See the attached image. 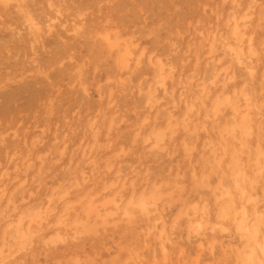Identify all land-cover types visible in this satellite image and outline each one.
Wrapping results in <instances>:
<instances>
[{
    "label": "rangeland",
    "instance_id": "374dc122",
    "mask_svg": "<svg viewBox=\"0 0 264 264\" xmlns=\"http://www.w3.org/2000/svg\"><path fill=\"white\" fill-rule=\"evenodd\" d=\"M236 2L0 0V264H264V0ZM152 184L154 205L124 206ZM90 199L107 215L78 233Z\"/></svg>",
    "mask_w": 264,
    "mask_h": 264
},
{
    "label": "bare ground",
    "instance_id": "6f19581e",
    "mask_svg": "<svg viewBox=\"0 0 264 264\" xmlns=\"http://www.w3.org/2000/svg\"><path fill=\"white\" fill-rule=\"evenodd\" d=\"M2 2H4L5 4H9L10 2L12 1H16V0H1ZM229 1V0H228ZM233 2H236V0H232ZM236 5L239 6L240 3L239 2H236ZM55 15H56V18L53 19L52 21L54 22L55 20L58 21L59 18L58 17H61L62 16V13L59 11V10H56L55 11ZM230 17L228 19V22L230 21L231 22V27H230V34H231V37L233 39H235L236 41H240V38L242 37V34L243 33H240L239 32V28H240V21L242 19H244L246 16L248 17V15L250 14H243L242 16H237V13H236V10H231V13L229 14ZM27 18V17H26ZM228 18V17H227ZM244 23V22H243ZM25 25L28 29L30 30H34V28H37V24L36 22H34V19L32 17H29L26 21H25ZM229 29V28H228ZM221 36V35H220ZM225 37V36H224ZM102 38L107 41L110 45V47H115L117 48L118 46V43L111 40V38L109 37V34H103L102 35ZM212 38V37H211ZM227 38V37H226ZM231 38V39H232ZM220 39V38H219ZM225 39V38H224ZM213 40V39H212ZM222 40V39H221ZM250 39H248V42L249 44L251 43V40L249 41ZM104 41V42H105ZM215 41V40H214ZM220 42V41H219ZM238 43V42H237ZM236 43V44H237ZM220 44V43H219ZM227 49V52H231L230 56L232 58H235L237 62L241 63L242 62V58H241V53H240V50L241 48L238 47V50H235L232 48V46L228 45L226 47ZM124 51H122L121 53V56L126 57L130 51H128V49L125 47V49H123ZM208 51V50H207ZM230 57V58H231ZM157 63V68H158V72L156 77H155V84L157 86H159V88H161L162 90H164L165 92H169L167 91L166 89V81H165V76L162 74V70H163V63L160 61V59H158L156 61ZM155 64V63H154ZM124 66H125V63H124ZM228 68V67H227ZM224 70V69H223ZM219 71V70H217ZM225 71V70H224ZM219 73V72H217ZM217 75V74H216ZM214 75V76H216ZM224 75V74H223ZM213 76V75H212ZM213 76V78H214ZM186 78V77H185ZM232 76L229 78L231 79ZM212 79V78H211ZM201 80V79H200ZM199 83V82H198ZM204 85V81L201 80L200 82V87L202 86L203 87ZM148 88V86H146ZM171 89V88H170ZM173 90V89H172ZM154 92H155V89H152L151 85L149 86V88L147 89V92H146V103H152V104H157L159 103L160 101L164 100L163 98L164 97H159V98H154L153 95H154ZM171 92V91H170ZM164 93V92H162ZM163 96V94H162ZM165 96V95H164ZM241 97V96H240ZM167 99V98H166ZM236 100V99H235ZM167 103V102H166ZM165 103V104H166ZM215 108V107H214ZM167 114V113H166ZM147 118V117H146ZM158 121V120H157ZM144 124V123H143ZM235 125L236 122H234ZM240 124H242V121L240 122ZM184 125V124H183ZM167 127H170L169 125L166 126ZM164 133H163V130H156V131H153L152 132V136H154L155 138V142H153V145L152 147L154 149H159V150H162L163 148H160L159 147V142L163 140V136ZM98 146V145H97ZM186 147L189 148V146L186 144ZM89 151V150H88ZM83 154V153H82ZM90 155V151L89 152H85L84 153V156L85 157H88ZM2 174H0V181L2 179L1 177ZM7 177V176H6ZM81 177L86 180V177H87V174L84 172V171H81ZM241 179H242V176H241ZM237 182V181H236ZM58 184V183H57ZM144 186V185H143ZM151 187L149 188H144L143 190H141L140 193H138L137 196H130L129 199L124 203V206L125 207H134V206H138L139 208H142V209H147L148 206H152L156 203V201H158L160 198H161V193L160 192V185H157V184H152L150 185ZM143 188V187H142ZM243 189V188H242ZM2 191V190H1ZM56 191V189H55ZM241 192H243V190H241ZM164 193V192H163ZM53 194L47 196V205H49V203L52 201L53 199ZM62 197V195L60 196V198ZM122 198V197H121ZM13 198H12V195H10V197L8 198V202H12ZM104 202L101 203V207H105L107 203L109 202H114L115 205L117 206L119 203L118 201H114L113 199H105L103 200ZM57 202V201H56ZM47 205L45 206V208L47 207ZM49 207V206H48ZM32 208V207H31ZM227 207H223L222 210H221V216L222 217H225L226 216V213H227ZM194 211L196 212V207L194 206L193 207ZM40 206H35L33 207L32 209H28V210H25L24 213H21L18 217H17V220L10 226H8L4 231L3 233L1 234V241H3V243H7L8 241L10 240H13V242H18L19 240H21L22 238H24L27 233H26V229L23 230V227H22V224L24 222V220L26 219V217H28V224L35 218H40ZM96 210V216L97 217H101L103 218L105 215L107 214H104V215H100L99 214V210L96 209L95 207V204L92 203V200L90 199L85 207L81 210V216L80 217L79 213H75V216L73 218V220L71 221V224L73 225V227L75 228L76 231L79 232H83V231H86V227H87V223H88V220L90 219L91 217V213ZM45 211V210H44ZM43 211V212H44ZM5 214V212H3ZM47 213V212H46ZM67 214V213H66ZM66 214H62V216H60V219H59V223H64V221L67 219ZM195 227L199 228L200 227V222H197L195 225ZM193 226V227H194ZM31 227V225H30ZM255 232H258V229L257 227L255 228ZM2 251V248H0V252Z\"/></svg>",
    "mask_w": 264,
    "mask_h": 264
}]
</instances>
